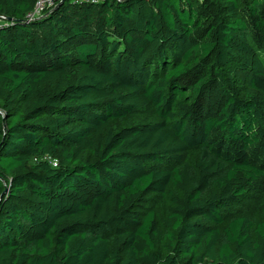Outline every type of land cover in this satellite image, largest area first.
Instances as JSON below:
<instances>
[{"label": "trees", "instance_id": "trees-1", "mask_svg": "<svg viewBox=\"0 0 264 264\" xmlns=\"http://www.w3.org/2000/svg\"><path fill=\"white\" fill-rule=\"evenodd\" d=\"M35 3L0 0V264H264V0Z\"/></svg>", "mask_w": 264, "mask_h": 264}, {"label": "built area", "instance_id": "built-area-1", "mask_svg": "<svg viewBox=\"0 0 264 264\" xmlns=\"http://www.w3.org/2000/svg\"><path fill=\"white\" fill-rule=\"evenodd\" d=\"M60 0H36L35 6L32 11L27 14L29 21L35 20L40 17L44 11L58 3ZM76 2H97L99 0H74ZM54 165H57V161H53Z\"/></svg>", "mask_w": 264, "mask_h": 264}, {"label": "water", "instance_id": "water-1", "mask_svg": "<svg viewBox=\"0 0 264 264\" xmlns=\"http://www.w3.org/2000/svg\"><path fill=\"white\" fill-rule=\"evenodd\" d=\"M64 1H65V0H61V1H59L58 3H56L53 9L58 8V7H59ZM44 15H45V14L41 15V16L38 17V18H41V17H43ZM7 19L10 20L11 18L7 17Z\"/></svg>", "mask_w": 264, "mask_h": 264}]
</instances>
